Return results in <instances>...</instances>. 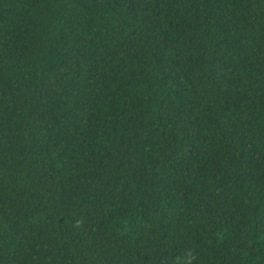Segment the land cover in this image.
I'll list each match as a JSON object with an SVG mask.
<instances>
[{
  "label": "trees",
  "instance_id": "1",
  "mask_svg": "<svg viewBox=\"0 0 264 264\" xmlns=\"http://www.w3.org/2000/svg\"><path fill=\"white\" fill-rule=\"evenodd\" d=\"M0 264H264V0H0Z\"/></svg>",
  "mask_w": 264,
  "mask_h": 264
}]
</instances>
